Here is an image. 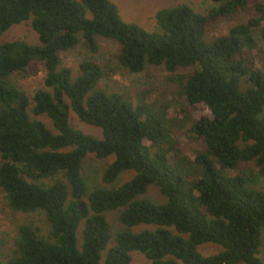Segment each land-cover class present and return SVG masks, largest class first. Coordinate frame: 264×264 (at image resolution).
Here are the masks:
<instances>
[{
    "label": "trees",
    "instance_id": "obj_1",
    "mask_svg": "<svg viewBox=\"0 0 264 264\" xmlns=\"http://www.w3.org/2000/svg\"><path fill=\"white\" fill-rule=\"evenodd\" d=\"M213 1L206 14L187 3L161 8L148 30L125 21L112 0H0V38L23 22L38 36L36 43L0 39V191L12 211L45 221L17 227L4 264H130L134 251L150 264H264V189L241 170L253 162L264 176V0ZM242 14L247 20L227 34L208 37L211 23ZM79 33L91 52L99 49L97 36L115 39L130 72L151 64L170 73L184 102L201 113L191 132L204 148L194 160L171 141L166 106L99 88L107 72L94 60L82 61L75 78L61 65ZM33 61L46 76L30 95L13 78ZM194 65L192 73H177ZM71 110L103 137L74 127ZM90 153L114 156L105 186L92 190L82 173ZM131 170L128 181L109 186ZM149 185L166 202L141 198ZM118 209L113 236L108 214ZM208 243L222 249L206 256L199 247Z\"/></svg>",
    "mask_w": 264,
    "mask_h": 264
},
{
    "label": "rangeland",
    "instance_id": "obj_2",
    "mask_svg": "<svg viewBox=\"0 0 264 264\" xmlns=\"http://www.w3.org/2000/svg\"><path fill=\"white\" fill-rule=\"evenodd\" d=\"M81 1V0H78ZM119 7L120 14L125 21L135 22L148 30L156 29V12L164 7H170L180 3L190 4L196 11L203 14L208 13L209 9L216 5L213 0H112ZM87 16L91 17L89 11ZM247 20V16L242 14L238 17L222 18L218 22L211 23L209 26L208 37L211 39L217 38L223 34H227L231 27L237 23ZM79 43L76 47L61 52L60 61L62 66L71 67L73 70V78L78 74L79 64L86 60H94L104 67L107 74L99 82V88L108 92H120L133 97L137 102V98L142 97L147 103L155 104L157 108L166 106L169 133L171 141L180 152L188 158L194 160L196 151L204 148V141L198 139L192 134L191 127L195 120L200 116V112L195 110L191 105L184 102L178 87L169 80L170 73L163 66L147 65L145 70L140 73H133L123 67L117 58L120 51L119 43L113 38L97 36L99 49L97 52H91L84 44L81 33L78 35ZM3 41L23 39L29 43H36L38 36L32 29L30 22H23L12 26L0 38ZM257 66L260 67V60L257 59ZM197 67L190 66L179 68L177 73L189 74ZM46 76L45 67L40 61H33L28 70L23 74L15 75L13 80L18 85L24 87L30 95L38 88L45 87L44 79ZM54 132L51 120L45 116L40 117ZM70 121L72 125L81 129L87 134H92L97 138H102V129L96 126L82 122L78 116L71 110ZM165 144V147L172 146V142ZM148 144L152 145L150 141ZM172 148V147H171ZM175 149L168 152L171 162H174ZM114 160V156L99 158L95 154H88L83 160L82 173L88 183L90 190L97 186H105L103 183V173L105 168ZM179 163L176 162L175 166ZM241 170H245L248 174L254 177L255 184L264 189V176L258 173L257 166L251 163L242 165ZM177 169L189 181L195 177L192 171L187 168L177 166ZM238 173V172H237ZM236 173V174H237ZM135 175L134 171L122 172L117 180L110 184V187H117L128 181ZM141 198H148L152 201L164 203L166 197L160 192L155 185H149L146 193L140 195ZM120 210H112L108 214V218L113 224L112 235L114 236L121 226L118 222ZM32 220L38 223H45L44 215L38 213H17L12 211L4 198V194L0 191V264H4L8 255L13 248V242L17 235V227ZM145 225L134 227L135 231L141 230ZM114 243L111 241L110 245ZM222 248L215 244H204L199 247L202 254L208 256L213 253H218ZM133 259L130 264H150V261L140 251L132 252ZM261 258L264 261V234L261 245ZM244 264V263H239Z\"/></svg>",
    "mask_w": 264,
    "mask_h": 264
}]
</instances>
